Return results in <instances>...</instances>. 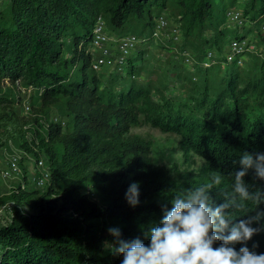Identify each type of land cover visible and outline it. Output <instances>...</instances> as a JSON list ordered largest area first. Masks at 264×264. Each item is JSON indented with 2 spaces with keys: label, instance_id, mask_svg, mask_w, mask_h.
<instances>
[{
  "label": "trees",
  "instance_id": "1",
  "mask_svg": "<svg viewBox=\"0 0 264 264\" xmlns=\"http://www.w3.org/2000/svg\"><path fill=\"white\" fill-rule=\"evenodd\" d=\"M228 1L232 5L228 8L239 2ZM246 4L243 11L250 14L254 9L251 19L256 24L264 21V0H245L243 7ZM221 5L217 0H11L0 8V146L7 145L13 130L9 128L25 120L3 91L5 82L19 80L40 93L32 102L33 115L49 117L56 109L67 119L64 126L58 124L22 145L26 151L34 148L43 153L53 182L46 191L19 184L0 197V205L14 200L17 207L29 210L0 228V264H120L122 257L106 247L114 239L110 227H119L125 239L144 238V230L162 216L161 206L171 207L175 194L205 183L210 172L222 177V183L210 189L213 204L231 195L235 170L240 167L234 162L243 151L264 152V105L252 112L247 109L250 93L262 94L264 99V68L252 84L241 86L235 64L223 66L218 86L204 83L202 117L193 119L180 108L160 112L161 104L154 102L150 90L133 81L118 92L97 88L91 54L84 49L99 18L113 31L150 36L155 18L170 11L183 31V47L189 46L195 54L194 69L211 71L219 65H200L208 51L221 61L225 47L241 37L239 28L227 26L228 8ZM136 52L129 58L130 75L146 51ZM105 114L115 130L103 132L89 125L91 115ZM143 121L180 136L185 154L199 155L203 165L172 176L146 151L134 152L131 161L116 146L131 127ZM244 180L250 191L264 188V180L256 179L252 170ZM134 181L140 184V203L135 207L125 197ZM54 194L60 198L52 199ZM249 207L255 208V202L250 201ZM229 211L233 222L255 215V210L246 214ZM248 246L264 252V231L255 234Z\"/></svg>",
  "mask_w": 264,
  "mask_h": 264
},
{
  "label": "rangeland",
  "instance_id": "2",
  "mask_svg": "<svg viewBox=\"0 0 264 264\" xmlns=\"http://www.w3.org/2000/svg\"><path fill=\"white\" fill-rule=\"evenodd\" d=\"M10 1L11 0H0V8H5ZM217 1L222 4L221 7H224V9L232 6L229 4L228 0ZM246 6L247 4L244 8ZM250 11V14L244 11V15L251 19V14L254 9ZM165 14L170 17L171 24L179 25L176 18L171 16L170 11L165 12ZM252 21L253 19H251L249 25L253 24L252 26H256V28L250 27L253 29L251 30L252 33L247 35V27L237 30L238 26L236 27L232 20H227V26L229 28L231 27V30L237 28V33H239L241 37L247 38L246 40L250 45H255V49L248 50L243 54L242 64H235L234 68L239 69L242 76V79L239 80L241 86L253 82L254 76L259 75L260 77V73L264 68L262 64L264 56H261L263 40L261 39L259 30V28H262L264 25L255 24ZM260 22L262 23L263 20H260ZM109 31L121 34L127 33V31L122 30L113 31L110 28ZM258 32L260 35L259 37L257 36ZM160 34V38L157 42L151 40L149 45L142 48L145 49L146 52L144 56H141V58L137 60L136 64L138 67L132 75L128 73V67L122 68L120 71H117L116 68L114 69L112 65L96 69L97 88L105 89L109 92H118L126 90L128 85L133 81L150 90L154 102L161 104L160 112H164V110L174 111L180 108V112L185 116H191L193 119H201L202 110L200 102L204 91V83L206 84V82H208V85L210 84V86L213 87L218 86L216 84H218L220 78L223 77V73L219 71H223L222 68H225L223 67L225 65L223 62H219L217 63L219 66H215L213 70H203L202 72L194 69L192 66L185 67L186 65L180 61V56L177 53V50L181 51L183 47V40L181 41L180 39L173 38L168 28L160 31ZM80 46H78V48L83 50ZM167 46H169V48ZM187 48L191 49L189 46H187ZM84 49L85 53L89 52L92 57L98 52V49L92 46L91 41L86 43ZM138 51L136 53H138ZM216 59L215 56V60ZM114 74L118 76H113ZM3 91L9 93L8 96L15 102L17 113L24 117L25 120H23L24 123L20 122V124L17 121L16 126L9 128L10 130L13 128V130L10 131L8 135L9 141H7V145L0 146V160L6 161L9 156L19 155L21 156L23 169V175L21 176H13L9 180L0 179V197L10 194L13 188L22 183H27L26 188L32 187L43 191L49 190L53 182L52 173L47 184L42 188L33 185L31 181L32 176H38L42 172L38 167V163L42 159L45 160L43 153H37V150L34 148L31 151H26L22 145L25 140L29 142L37 140L38 135L54 129L58 124L64 126L67 119L56 109L51 110L49 117L44 116L42 113L33 115L32 102L40 93H37L36 89L32 87L23 86L19 80L16 84L5 82ZM89 91L88 89L87 92L89 93ZM247 98V109H249L250 112L256 108H263L264 99L262 98V94L250 93ZM88 122L89 125L93 124L103 130V132L116 129L107 114L100 117L91 115ZM20 130H22L23 133H21V135H24V138H21V135L18 133ZM180 139V136L177 134L164 132L160 130V128L153 126L150 122L143 121L140 125L131 127L130 132L116 148L123 151L126 156H130L131 161L134 160V157H132L134 152L146 151L148 157H150L156 165L164 167L172 176H178L187 170H198L203 165V159L199 155L192 152L188 155L185 154L184 149L181 147ZM45 166L48 167L47 165ZM49 171L51 172L50 168ZM53 189L57 190L58 187L54 185ZM90 191V187L85 189L86 193H90ZM51 197L54 200L60 198L55 194ZM57 203L58 202L55 204L57 205ZM15 209H18V212H16ZM28 212L29 210L26 206L20 205L17 207L14 200H9L1 204L0 228L10 224L13 217L17 214Z\"/></svg>",
  "mask_w": 264,
  "mask_h": 264
},
{
  "label": "clouds",
  "instance_id": "3",
  "mask_svg": "<svg viewBox=\"0 0 264 264\" xmlns=\"http://www.w3.org/2000/svg\"><path fill=\"white\" fill-rule=\"evenodd\" d=\"M234 163L240 167L224 202H212L210 189L220 185L222 177L210 172L205 183L175 194L171 207L162 205V216L144 230V238L125 239L119 227H110L114 239L106 247L122 257L120 264H264V252L248 246L255 234L264 231V208H258L264 204V188L250 191L244 180L250 170L256 179L264 180V152L243 151ZM125 197L133 207L140 203L139 182L129 185ZM250 201L255 208L249 207ZM229 209L244 214L255 210V215L233 222Z\"/></svg>",
  "mask_w": 264,
  "mask_h": 264
},
{
  "label": "built area",
  "instance_id": "4",
  "mask_svg": "<svg viewBox=\"0 0 264 264\" xmlns=\"http://www.w3.org/2000/svg\"><path fill=\"white\" fill-rule=\"evenodd\" d=\"M244 3L245 0H239L234 7H231L232 9L228 8L226 10L228 20H232L236 27L238 26L240 29L245 27L250 28L253 25H249V23H251V19L244 15V7L242 6ZM252 22L255 24L257 23L256 20H253ZM259 25L263 26L264 21L259 23ZM167 28L170 30L173 38L180 39L182 41V29L179 25L171 24L170 17H168L165 13L155 18L153 32L150 36L136 33L121 34L110 32L103 19L99 18L94 25L91 37L92 46L98 49L95 56H91L92 68L96 70L100 67L112 65L114 69H117V71L122 70V68L127 67L129 64V58L136 51L149 45L151 40L157 42L161 35L160 31ZM259 30L261 39L263 40L261 56H264V26L259 28ZM246 39L247 38L245 37L232 39L222 52L221 61L218 59L215 60L216 53L208 51L207 56L200 62V65L210 67L219 62H223L224 65L228 63L238 65L242 64L243 54L248 50L255 49V45H250ZM177 53L180 56V61L186 65L185 67L192 66L194 68L195 54L193 50L187 47H182L181 51L177 50ZM45 165V161L43 159L40 160L38 167L42 172L38 176L31 177L32 184L40 188L44 187L51 177L49 167H46ZM22 170L21 156L19 155L9 156L6 161L0 160V179L9 180L13 176H21L23 175ZM21 185L22 188H25V183H22Z\"/></svg>",
  "mask_w": 264,
  "mask_h": 264
}]
</instances>
